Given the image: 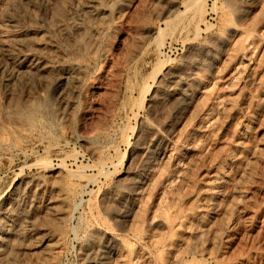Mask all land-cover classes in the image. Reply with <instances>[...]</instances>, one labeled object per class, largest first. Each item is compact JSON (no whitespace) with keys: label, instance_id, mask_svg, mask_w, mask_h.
<instances>
[{"label":"rangeland","instance_id":"1","mask_svg":"<svg viewBox=\"0 0 264 264\" xmlns=\"http://www.w3.org/2000/svg\"><path fill=\"white\" fill-rule=\"evenodd\" d=\"M84 1L0 0V223L24 191L31 230L8 264H264V0ZM31 45L72 66L69 106L9 75Z\"/></svg>","mask_w":264,"mask_h":264},{"label":"bare ground","instance_id":"2","mask_svg":"<svg viewBox=\"0 0 264 264\" xmlns=\"http://www.w3.org/2000/svg\"><path fill=\"white\" fill-rule=\"evenodd\" d=\"M102 1V0H101ZM106 1V0H105ZM105 1H104V3L103 4H105ZM111 1H114V0H111ZM126 1V0H125ZM129 1V0H128ZM74 2V1H73ZM77 2H78V0H77ZM82 2V1H81ZM85 3L83 4V9H85V11L87 12V13H85V15L87 14V16L88 15H90L89 17L90 18H92V17H96V16H98V17H96V18H101V17H103L102 19H105V17L107 16V18H108V15H107V12H106V15H105V17H104V15H103V13H104V9H102V8H100L99 7V4H100V2H99V0H85L84 1ZM109 2H110V0H109ZM75 3H76V0H75ZM74 3V4H75ZM113 3V2H112ZM125 3H127V2H125ZM107 5V4H106ZM114 5H115V2H114ZM118 5H120V4H118ZM76 6V5H75ZM78 6V5H77ZM77 6H76V8H77ZM80 6V5H79ZM80 6V7H81ZM111 6V5H110ZM122 6V5H121ZM120 6V7H121ZM102 7H104L105 8V6H102ZM107 7V6H106ZM125 7V6H124ZM110 8V7H109ZM118 8V7H117ZM122 8V7H121ZM121 8H118V9H121ZM78 10H80L81 11V8H77ZM108 10V9H107ZM116 10V9H115ZM114 10V11H115ZM110 11V10H109ZM80 13H83V12H80ZM72 15V14H71ZM71 15H69V16H71ZM78 15V14H77ZM80 15V14H79ZM84 15V14H83ZM99 15H101V17L99 16ZM69 16H67V17H69ZM73 16V15H72ZM74 17H76V16H73L72 18L74 19ZM78 17V16H77ZM76 17V18H77ZM81 17H82V14H81ZM84 17V19L85 20H88V18L86 17V16H83ZM82 17V18H83ZM70 18V17H69ZM75 18V19H76ZM80 18V17H79ZM106 18V19H107ZM73 19H71L70 18V20H73ZM64 20H66V18L64 19ZM69 20V19H68ZM77 20V19H76ZM81 20V19H80ZM79 19H78V21H76V22H79L80 21ZM90 20V19H89ZM89 20L88 21H86L87 23L89 22ZM97 20V19H96ZM62 21V20H61ZM92 21H93V19H92ZM95 21V20H94ZM65 22V21H64ZM67 22V21H66ZM69 22V21H68ZM73 22H74V20H73ZM81 22V21H80ZM85 22V23H86ZM91 22V21H90ZM97 22V21H96ZM95 22V23H96ZM70 23H71V21H70ZM82 23V22H81ZM80 23V25L82 26V24ZM85 23H83V24H85ZM93 23V22H92ZM57 24H59V23H57ZM56 24V25H57ZM66 24V23H65ZM77 23H74V25L77 27V25L79 24H77ZM56 25H54V27L56 26ZM87 25V24H86ZM86 25H84V26H86ZM89 25H93V24H90L89 23ZM89 25H88V27H89ZM59 26V25H58ZM65 26H67V25H65ZM65 26H64V28H65ZM80 26V27H81ZM67 27H69L70 28V26H67ZM79 26H78V28H80ZM92 27V26H91ZM59 28H61V26H59ZM58 27H57V29L58 30H60ZM75 28V27H74ZM77 28V29H78ZM71 29V28H70ZM86 29V28H85ZM91 29V28H90ZM94 29V28H93ZM92 29V30H93ZM98 29V28H97ZM96 28H95V30H97ZM80 30V29H79ZM79 30L77 31V34L79 35V36H77V37H80V34H79ZM94 30V31H95ZM61 31V30H60ZM65 31V30H64ZM64 31H62V32H64ZM67 31V30H66ZM82 31H83V29H82ZM82 31H80V32H82ZM93 31V32H94ZM65 34H66V32H64ZM68 33H69V30H68ZM67 33V34H68ZM86 33V32H85ZM101 33V32H100ZM71 34H72V31H71ZM76 34V35H77ZM82 34V33H81ZM19 35V34H18ZM73 35V34H72ZM75 35V36H76ZM68 36H70V34L68 35ZM74 36V35H73ZM65 37V36H64ZM67 37V36H66ZM98 38V37H97ZM87 40V39H86ZM97 41V40H96ZM82 43V42H81ZM93 43H94V41H93ZM82 44H84V43H82ZM37 45V44H36ZM51 45H53V44H51ZM50 45V46H51ZM58 46H59V44H57ZM92 43H91V47H89V48H91V49H93L92 48ZM32 46V45H31ZM34 46H35V44H34ZM33 47V46H32ZM32 47H31V49H27V51L26 52H24V53H22V54H20V55H12L11 53H10V55H9V57H7L8 58V60H7V63H5L6 64V67H7V69L9 70V75H13L16 71H18V70H20V69H25V72H27V73H29V74H33V76L35 75L36 77H39V79H45V78H48L49 79V77H47V76H49L50 74H51V76H52V82H54V86L52 87V88H50L51 90H52V92L54 93V95L53 96H55L56 97V99H57V102H58V104L60 105V106H63V107H66L69 103L67 102V98H65V96L67 95V96H69V93L71 92V91H69L70 89H68V91H69V93L68 94H66V92H68L67 91V83H68V80L70 81H72L73 82V73L71 72L72 70H71V68H72V66H71V68H70V70L68 69V68H66V69H62V71L61 72H53V69H54V66H56V64H53V62L52 61H54L56 58V54H55V57L53 56V54H51V57H49L50 55H48V53L47 52H45L47 55H41L42 54V52H41V54H40V52L39 53H37V50L36 49H38V48H34L35 50H33L32 49ZM35 47H37V46H35ZM52 47V46H51ZM56 47V46H55ZM93 47H94V45H93ZM38 50H40V49H38ZM49 52H52V51H49ZM63 52V51H62ZM44 53V52H43ZM53 53V52H52ZM9 54V53H8ZM61 55V54H60ZM53 56V57H52ZM6 58V57H5ZM49 58H52V59H54V60H49ZM58 58V57H57ZM59 59V58H58ZM61 59V58H60ZM70 59V58H69ZM63 60V59H62ZM61 60V61H62ZM57 61V60H56ZM59 61V60H58ZM63 61H65V60H63ZM55 62V61H54ZM60 62V61H59ZM58 62V63H59ZM65 64H66V62H64ZM63 62H61V64H64ZM69 63H70V61H69ZM80 64V63H79ZM57 65H59V64H57ZM67 65V64H66ZM71 65V64H70ZM75 66V65H74ZM61 68V66H58V68ZM63 67H64V65H63ZM68 67H69V65H68ZM77 67V69H79V67L78 66H76ZM59 68V69H60ZM77 69H75V71H77ZM7 70V71H8ZM178 72V71H177ZM191 72V71H190ZM75 73V75H76V72H74ZM192 74H193V72H191ZM17 74V73H16ZM175 74H181V73H175ZM175 74H168V76H167V78L165 79V88H167V93H165V94H167V96H165V95H162V96H165V98L166 97H168L172 102L174 101L175 102V109H177V111H179V110H183V108H184V106H185V104L187 103L186 102V99H187V96H188V89L190 88H188V86H186V85H188L189 83L187 82V83H185L186 81L185 80H183L182 79V77H177ZM191 74V76H193ZM186 75V76H185ZM185 75H183V78L184 77H188L189 78V76L187 75V74H185ZM38 80V79H37ZM189 79H187V81H188ZM44 81V80H43ZM48 81V80H47ZM46 80H45V83L47 82ZM49 82V81H48ZM51 82V81H50ZM44 83V82H43ZM163 83H164V81H163ZM163 83H161L160 85H163ZM160 87V86H159ZM68 88H70V87H68ZM73 88V87H72ZM72 88H71V90H72ZM161 88H163V87H161ZM188 88V89H187ZM160 89V88H159ZM41 91H43V90H41ZM41 91H39V93L41 92ZM73 91V90H72ZM161 91H162V89H161ZM160 90H159V92H161ZM164 91V90H163ZM158 92V93H159ZM165 92V91H164ZM42 93H45V92H42ZM41 93V94H42ZM72 93V92H71ZM155 93V92H154ZM157 93V94H158ZM162 93V92H161ZM161 93H160V95H161ZM156 94V93H155ZM36 95V94H35ZM155 96H157V95H155ZM35 97V96H34ZM40 97H41V95H40ZM158 97V96H157ZM157 97H155V98H157ZM39 98V97H38ZM70 98V97H69ZM160 98V97H159ZM159 98L158 99H156V100H158L159 101ZM162 98H164V97H162ZM155 100V101H156ZM161 101L163 100V99H160ZM168 100V99H167ZM70 101V100H69ZM157 101V102H158ZM164 101V100H163ZM191 100H189V102H190ZM166 102V101H165ZM153 103V102H152ZM160 103V102H159ZM168 105L169 106H173V104L171 105L170 104V101H168ZM166 105H167V103H165ZM189 103H187V105H188ZM59 105H58V107H59ZM70 105V104H69ZM68 105V106H69ZM157 105V104H156ZM155 105V106H156ZM159 105V104H158ZM157 105V106H158ZM162 105H163V103H162ZM151 106H154V105H152L151 104ZM160 106V105H159ZM57 107V108H58ZM161 107H163V106H161ZM174 107L172 108V109H174ZM68 108V107H67ZM71 108V107H70ZM154 108V107H153ZM156 108V107H155ZM58 109H60V108H58ZM156 109H160V108H156ZM155 109V111H157ZM20 110V109H19ZM24 111V110H23ZM28 111V110H27ZM30 111V110H29ZM62 111V110H61ZM154 111V112H155ZM159 111V110H158ZM21 112V111H20ZM25 112V111H24ZM34 112V111H33ZM58 112H60V110L58 111ZM66 112V111H65ZM17 113V112H16ZM22 113V112H21ZM21 113H18V114H20L21 115ZM30 113V112H29ZM63 113V112H62ZM68 113V112H67ZM23 114V113H22ZM31 114V113H30ZM29 114V116H31ZM35 114V113H34ZM59 114V113H58ZM24 115H26V113H24ZM64 115H65V113H64ZM27 117H28V115H26ZM32 117V116H31ZM30 117V119H29V122H30V120L32 121V118ZM62 117V116H61ZM29 118V117H28ZM28 120V119H27ZM138 179V178H137ZM140 179V178H139ZM135 182L137 183V185H138V183H139V181L138 180H135ZM134 182V183H135ZM127 183H129V182H127ZM131 183H133L132 181H131ZM140 184V183H139ZM136 185V184H135ZM36 187V186H35ZM24 189V188H23ZM22 189V190H23ZM35 189V188H34ZM26 191V190H25ZM24 192V191H23ZM23 192L22 193H20L19 192V194H17V196H16V198H15V202L13 203L14 204V207H12L10 210H8V211H6L5 212V214L3 215V217L2 218H4V220L5 221H2V223H0V264H8L10 261L9 260H11V259H9V256L11 255V253L12 252H15V250H17L16 252H19L20 253V250L23 248V249H29V248H27V246L25 247L24 245H25V243H24V245H21V246H17L16 245V243H17V241H21V242H19V243H22V241L24 242V240L26 239V236L29 234V233H31L30 231V227H29V225H28V213H27V209L25 210V207H23V204H22V200H23V198L26 196H24L23 197ZM25 194V193H24ZM40 196V195H39ZM38 196V197H39ZM11 197V196H10ZM15 197V196H14ZM31 198H33V194H32V197ZM114 198V197H113ZM26 199V198H25ZM24 199V200H25ZM29 199V198H28ZM11 200V199H10ZM42 200V199H41ZM40 200V201H41ZM48 201V200H47ZM110 201H112V199L110 200ZM51 202V201H50ZM12 203V202H11ZM30 203H32V202H30ZM24 204H26L25 202H24ZM34 204V203H33ZM123 204H124V202H123ZM122 204V205H123ZM28 205V204H27ZM125 205V204H124ZM27 207V206H26ZM127 207V206H126ZM121 208V207H120ZM123 208V207H122ZM48 209V208H47ZM125 210V209H124ZM5 211V210H4ZM3 211V212H4ZM120 210H118V212H119ZM121 212H123V211H121ZM120 212V213H121ZM125 212V211H124ZM119 213V214H120ZM128 213V212H127ZM115 214V213H114ZM116 215V214H115ZM120 216H123V214L122 215H120ZM40 217V216H39ZM37 219V218H36ZM116 219H118V218H116ZM33 223V222H32ZM34 225V224H33ZM35 226V225H34ZM34 233V232H33ZM61 234V233H60ZM29 238H30V236H29ZM27 240V239H26ZM55 240V239H54ZM28 241V240H27ZM51 241V240H50ZM59 241V240H58ZM29 242V241H28ZM57 241H55V243H56ZM61 242V241H60ZM111 242V241H110ZM35 243V242H34ZM46 243H48V242H46ZM23 244V243H22ZM31 245V244H30ZM40 246V245H39ZM19 247V248H18ZM32 247V246H31ZM51 247V246H50ZM56 247L57 246H53V247H51V248H49V251H51V252H54V251H56ZM108 247V245H106V248ZM30 249H32V248H30ZM43 249V248H42ZM90 249H92V248H90ZM83 250V249H82ZM25 251V250H24ZM28 251V250H27ZM30 251V250H29ZM87 251V250H86ZM108 251V250H107ZM34 252V251H33ZM82 253H84V252H82ZM89 253V252H88ZM87 253V254H88ZM92 253V252H91ZM21 254V253H20ZM23 254H24V252H23ZM42 254V253H41ZM46 254V253H45ZM85 254H86V252H85ZM90 254V253H89ZM89 254L88 255H85V256H87L86 258H87V261H88V264H100V259H99V261L97 262V260L98 259H96V257H94L93 255L91 256H89ZM93 254L95 255V253L93 252ZM100 254H101V252H100ZM13 255H14V253L12 254V257H13ZM37 255V254H36ZM16 256V255H15ZM24 256V255H23ZM89 256V257H88ZM36 257H38V256H36ZM83 257V256H82ZM100 257V256H99ZM16 258V257H15ZM20 258V257H19ZM17 259V258H16ZM22 259H23V257H22ZM22 259H21V261H22ZM47 259V258H46ZM83 259H85V258H83ZM82 259V260H83ZM20 260V259H19ZM16 261V260H15ZM53 261V260H52ZM55 261V260H54ZM104 261V260H103ZM17 262H18V260H17ZM11 263V262H10ZM18 263H20V262H18ZM17 263V264H18ZM46 263V262H45ZM101 263H102V261H101ZM24 264H25V260H24Z\"/></svg>","mask_w":264,"mask_h":264}]
</instances>
